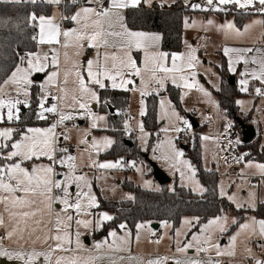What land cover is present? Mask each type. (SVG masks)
I'll return each instance as SVG.
<instances>
[{"label":"snow or ice","instance_id":"1","mask_svg":"<svg viewBox=\"0 0 264 264\" xmlns=\"http://www.w3.org/2000/svg\"><path fill=\"white\" fill-rule=\"evenodd\" d=\"M12 2H19V0H12ZM34 2V0H33ZM50 3L59 4L60 0H49ZM75 2V0H74ZM150 4L151 0H147ZM141 4V0H85V3L76 11L71 17H67L75 21L79 27L68 30H61V28L52 23V19L45 16H36L32 14L30 17L33 22V27H38V37L33 36L40 45H49V52H28L20 55L19 63L16 65L11 75L0 82V123L15 122L20 119V105L29 107L28 97L30 95L29 88L34 83L30 78L34 73H46L47 79L41 85L42 95L38 102L39 111L37 112L39 119H47L45 113H53L59 115V120L46 129L42 128H26L15 130L11 127L0 129V204L4 205L5 211L9 212L10 224L12 225L10 231H6V237L12 239L16 237L18 240L24 239L25 232L31 236L34 229H30L29 220H34L35 224L43 223L41 220L35 219L41 209L36 207L37 204L45 205V208L51 213L52 204H58L62 207L53 215L55 217L53 229L55 235L46 237L54 240L55 243L49 246V250L40 252L32 250L26 252L22 250L9 251L5 248L3 240L0 237V257H4L14 264H36L39 257L43 256L45 264H52V256L56 251H70L68 245L72 244L71 233L68 229L71 227V222H74L77 229L83 227L84 229L98 230L106 221H111L114 218L107 213H100L96 215L90 211L92 208L99 207L96 196L91 192V183L86 175L76 174L77 164L76 157L71 154L57 156L56 143L59 136L55 129L58 125L63 124L66 120L73 119L71 113H64L59 111V106L53 104L49 107L45 105L48 102L50 93L48 86H58L59 82V67H60V51L56 45H60L67 50L69 47L76 49V54L79 55V49L85 44L89 48L97 49V58L95 60H88L86 67L79 68L78 65H73L72 71L75 72L76 92L79 96H73V103L71 107L82 110L81 114L86 115L93 120L92 127H97L96 121L105 120L104 116H97L92 113L90 108V101L99 103V96L95 88L105 89L108 85L105 81L111 83L113 89H121L126 92L139 91L143 97L148 92V85L154 83L157 85L156 94L159 95V90L164 88L165 82L171 80L176 87H183L186 89L197 88L199 91L208 93L195 80L196 67L199 63L198 57L195 55L196 49L189 46L190 51L186 54L166 53L157 50V42L161 39L159 35L147 34L144 32L132 31L124 24L123 10L129 7L136 8ZM208 8L205 9L201 5H190L193 8H199L202 11L215 10L226 11L228 5L234 6L236 9H243L249 14L264 15V0H206ZM209 24L212 21L208 22ZM255 24H264V21H254ZM187 26V22H186ZM226 30V34L234 32L237 36L242 35L241 31L235 27L231 22L222 26ZM251 25L246 27L244 31H248ZM103 48L105 51L100 52ZM113 49V51H107ZM142 52V61L138 62L132 55V52ZM251 49L239 50L232 48H225L224 54L229 56V71H235V64L243 61L248 63L245 59V53ZM235 54L233 58L232 54ZM64 58L67 62L68 52H64ZM259 63L260 72H251L254 79L259 80L264 84V60L256 61ZM143 65L141 67L140 65ZM52 71H48L49 68ZM86 72V76L84 73ZM242 74V75H246ZM69 71L66 70L64 74V83H67ZM147 75V80L145 79ZM136 78H139L140 84H137ZM242 91H247L248 81L246 79L240 81ZM12 86L15 96L10 92H6L5 88ZM131 86V87H129ZM59 91L66 94V89L59 88ZM258 95L264 94L260 88H256ZM24 97L20 99L19 97ZM7 97V98H5ZM53 100H62L63 96H52ZM143 100H141L142 109L140 115L145 114L143 110ZM165 101H160L161 107L164 106ZM240 103V102H238ZM6 109V112L4 111ZM176 115L177 125L173 126L172 130L179 133L184 131L189 126L188 121ZM183 125V126H181ZM125 129L129 128L127 121L124 123ZM140 131L143 133V125L140 124ZM163 131L168 132L165 128ZM146 135V134H145ZM18 136L19 139H14ZM67 138V137H65ZM208 140L209 137H203ZM81 143H88L82 140ZM93 147H97V141L93 140ZM113 141L105 139L103 145L110 146ZM239 143V141H237ZM171 148V155L161 154V159L165 161L183 156V152L176 149L171 140L168 141ZM232 141H229L227 146H231ZM225 146V147H227ZM159 147V146H158ZM7 149V151H5ZM61 152L67 153V148H61ZM155 151V150H154ZM248 154L236 155L233 157L237 163L244 162V167L248 169H255L261 177H264V163H254L251 160H245ZM46 158L50 163L48 165H39L29 167L26 166V161L40 160ZM225 163H228V157L223 158ZM95 164V162H93ZM189 170L191 177L196 175V170L187 161L182 162ZM123 164L122 161L107 162L95 164L100 169H114L119 168ZM55 165L61 168H67V173H59L56 171ZM136 167V162L133 161L129 165ZM140 170V169H138ZM179 171V169H177ZM243 175V170L241 172ZM255 174V173H253ZM58 175H63V179H56ZM184 172H181V178H184ZM145 184H150L145 181ZM75 185V191H70ZM58 191L59 194H55ZM203 189H201V192ZM221 196L226 193L221 189ZM250 199H254V193H249ZM133 199L132 197H128ZM228 199L236 203L234 196H229ZM237 207H243L242 204H237ZM12 209H16L13 211ZM63 214V216L61 215ZM88 216H95V219H87ZM198 222V218H195ZM227 216H218L210 220L207 225L201 228V232L207 233L208 229L215 225L220 232L226 231ZM68 222V223H65ZM51 223V221H50ZM185 224L192 225L193 222L185 220ZM232 223H236L235 220ZM259 225V235L264 237V220H252L251 224H240V231L243 232L252 229V233L256 234L255 225ZM23 225V226H21ZM0 226H5L3 215L0 214ZM164 226L168 224L165 221ZM120 229L125 230L127 225H119ZM137 239H139V230L145 228L144 224L136 225ZM51 231V230H50ZM80 232L75 233L76 249L79 250L82 245L80 241ZM112 238L111 243L107 239L98 242L94 245L95 249L99 250L107 247L110 251H122L123 245L129 243L131 233L125 231L123 237H119L115 230L108 233ZM180 235L179 232L176 233ZM239 235V233H237ZM236 236L230 239L234 243ZM39 239V237H37ZM205 244L215 248L217 255L226 254L220 245L215 243L211 236L205 235L203 238L200 235H193L190 242L184 244L183 247H178L177 251L186 252L187 249L195 248L197 252L208 251L204 247ZM264 247V245H261ZM227 254H233L228 252ZM55 264H79L78 260L66 257H57ZM147 264H162L160 260H149ZM176 264H200V261L194 259H187L185 261H177ZM257 264H264V261H257Z\"/></svg>","mask_w":264,"mask_h":264},{"label":"rangeland","instance_id":"2","mask_svg":"<svg viewBox=\"0 0 264 264\" xmlns=\"http://www.w3.org/2000/svg\"><path fill=\"white\" fill-rule=\"evenodd\" d=\"M28 1V0H24ZM31 1V0H30ZM33 1V0H32ZM46 2L48 4H51L52 13H59L58 10V4L56 3H50L49 0H37ZM62 2V0H60ZM70 2H73L74 0H69ZM185 5L189 7L192 12L186 13L183 17V23L185 26V31L183 32V38H182V47L179 52L176 54H186L190 51L189 46L191 48L196 49L195 55L198 57L199 63L195 69L196 76L195 80L199 83L200 86L203 87V89L208 93V95H205L204 92L199 91L197 88L192 89H186L183 87H176L171 80H167L165 82L164 88L159 90V95L156 94L157 85L154 83H150L148 85V92H151V94H146L143 97L140 95L139 91L135 92H126L127 93V101L123 105L120 103H114L112 101H101L100 97L99 103H96L95 101H90V108L92 113H94L97 116H104L105 120L103 121H96L97 127H92L93 120L91 118H88L86 115H82L81 111L78 108L73 109L71 107L73 103V96H79V93L75 91L77 84H76V76L75 72L72 71L73 65H78L79 68L86 67V62L88 60H95L97 58V50H94L88 59L87 55L91 52L88 50V47L84 46L81 48V52L79 55L76 54V49L74 47H69L67 50L63 49V57L62 61H60V67H59V82L58 86L52 85L48 86V92L52 91L58 96H63L64 98L62 100H58V106L59 111L64 113H71L73 115V119L66 120L63 125L66 122L73 121L77 129H73L67 132L68 138L64 140L63 142L56 143L55 147L57 149L56 155L57 156H63L67 154H71L74 157H76V164H77V173L76 174H83L86 175L88 180L91 183V192L96 196L97 199V192L98 190L99 195L108 201H120V200H127L128 197H132V193L125 190L122 187V183L127 181L133 182L136 186H139L142 189L147 190H153L157 191L160 188V185L157 183V181L153 178V176L150 174V163H154L159 169H161L166 175H168L172 182L168 183L167 186L169 189H173L175 183H177L178 186H183L185 188L190 189V191L194 194L201 195L204 192V187L202 186L199 179L196 177H191L188 168L182 163L183 161H187L189 164L192 165L190 159L188 158L186 152L182 150L179 145L175 141L174 133L175 131L172 130L173 126L177 125V119L176 115H173V112L179 115V117L185 119L189 122L191 121V118L195 119L198 123L199 130L198 135H200V147H201V163L203 169H213L218 174V180H217V191L218 195L226 200L227 202L231 203L235 208L237 209H250L253 210L256 204L259 202H264V179L260 181L259 184V191L253 187L248 185V180H239V178H234L232 176H229L231 174L239 175V176H256L260 174L255 169H248L244 167V162L241 165H236L231 162L225 163V160L223 159V155L217 154V148H216V141L212 137L214 134H220L224 131H227L231 127L232 120L229 119L223 112V110L220 109L218 105V99L215 94V91L219 88V74L217 71V66L220 61V52L222 51V45L225 39L223 36L225 34L222 31V26L225 25L227 22L226 20L223 21V24L219 23V20H217L216 16H214L217 12H228L231 10L232 12L235 11H242L243 9H236L232 5H228L226 11H215V10H206L202 11L199 8H193L190 7V5H201L203 8L207 9L208 5L206 4V0H183ZM197 11V12H195ZM51 15V13H50ZM210 15L209 17H207ZM232 18V16H231ZM230 18V19H231ZM230 21L229 19H227ZM233 20V19H231ZM264 15L261 14H253V18L250 22H246V27L251 25L252 28L256 29H262L263 24H255L254 21H263ZM212 21L211 24L208 22ZM226 21V22H225ZM234 21V20H233ZM187 22V26H186ZM231 22V21H230ZM233 23V22H231ZM70 25L65 26L62 30H68L73 29L69 28ZM250 27V28H251ZM249 29V28H248ZM240 37L244 36L243 32L242 35H239ZM231 40H235L234 36H231ZM68 52V60L65 61L64 58V52ZM41 52H49V47L41 46V48L38 49L35 53H41ZM141 54L134 55L132 52V55L135 59L138 58V62L142 61L141 58H143V53L139 52ZM49 55L51 56V53L49 52ZM141 57V58H140ZM140 59V61H139ZM143 67V65H140ZM53 69L50 67L48 71H52ZM69 71L68 80L65 84L64 81V74L65 71ZM14 71V70H13ZM12 73V72H11ZM11 75V74H10ZM9 75V76H10ZM86 76V72L84 73ZM34 83L30 86L29 92L31 94V91L33 88H35L38 91V102L40 99V96L42 95V89L41 85L45 83L47 79L46 73H34L30 77ZM145 79L147 80V75H145ZM109 82V81H108ZM137 84H140L139 78H136ZM227 82V78H226ZM105 83L108 85L110 89H113L111 87V83L109 84L105 81ZM168 85H171L178 89L179 91V104L181 107V110L183 113H180L179 110L173 105L168 93H167V87ZM93 88L96 89L98 96L101 89L98 88V86L93 85ZM131 87V86H129ZM59 88L66 89V94L59 91ZM118 91H123L121 89H115ZM6 92H10L11 95L15 96V92L12 90V86H8L5 88ZM154 95L156 96V114H157V120L159 123H161V126L159 127V140L161 142L160 145V151L158 152L157 156H152V136L145 131L143 133L140 131V124L143 125V116L140 115L142 105L141 100H143V110L146 112V98ZM255 95V94H254ZM7 98V97H5ZM20 99H24V97H19ZM256 97H253L252 95H244L242 96L238 102L239 109L241 112H247L253 107V100ZM164 100V106L161 107L160 101ZM28 103L29 107H25L23 105H20V119L22 118V114H33L34 121H37L39 123H43L45 125L43 126H28L26 128H42L46 129L50 127L52 124L44 122L43 119L36 120L35 116L37 115V112L39 111L38 105L33 106L30 104V95L28 97ZM53 105L51 102H47L45 105L46 107H49ZM6 112V109L4 110ZM208 112L211 113V116L208 115ZM49 114V113H45ZM53 114V113H52ZM126 114L131 115V119H128L126 117ZM191 117V118H190ZM19 119V120H20ZM7 122V123H0V129H3L5 127H11L13 129H16L17 123L19 122ZM125 121L128 122L129 128L125 129L124 123ZM259 124H256L259 128V132L261 134L260 143L264 146V118L262 115L258 116ZM85 124H80V123ZM183 126V125H181ZM25 128V129H26ZM168 128L169 131L165 132L163 129ZM223 130V131H222ZM114 131H120L123 135L124 140H133L135 138L136 140V146L139 148V150L147 156L146 160H141L138 158L131 159L130 163L121 165L119 168L114 169H100L95 166V164L99 163H107V162H118L124 160L126 157L125 155L122 157H118L117 159L112 158H105L102 156V154L111 147L107 146L105 147L103 145V141L105 139H109L114 142V135L111 132ZM130 131V132H128ZM146 134V135H145ZM203 137H209L208 140H204ZM15 139H19L17 136ZM87 140L88 143H81L82 140ZM97 141V147L92 146V141ZM171 140L172 144L175 145L176 149L183 152L182 157L175 158L173 157L170 160L165 161L164 159H161V154L171 155V148L169 147L168 141ZM65 143V144H63ZM259 144V147H261ZM61 148H67L68 152L63 153L60 151ZM7 151V149H5ZM242 151H245L244 153H247L248 155L245 157V160H251L254 163H260L259 161L255 160L252 156H250V149L242 146ZM250 156V157H249ZM129 157V156H128ZM136 162V167H133L132 172L130 170V164L131 162ZM95 162V164L93 163ZM50 162L46 158H41L40 160L33 161H26V166L32 167L35 166V164L39 165H48ZM193 166V165H192ZM56 171L59 173H67V168H61L59 165H55ZM194 168V166H193ZM140 169V170H138ZM179 169V171H177ZM195 169V168H194ZM243 170V175L241 174ZM181 172H184V178H181ZM255 173V174H253ZM238 177V176H235ZM56 179H63V175H58L55 177ZM145 181H149L150 184L146 185ZM242 181V182H241ZM201 189L203 191L201 192ZM221 189L226 193V195L221 196ZM70 191H75V185H73L72 189ZM58 192V191H57ZM57 192L55 194H57ZM254 193V199H250L249 193ZM229 196H234L236 203H233L228 199ZM98 203V199H97ZM237 204H242L243 207H237ZM36 207L42 210V212H38L37 217L35 219L41 220L43 223L41 224H35L34 220H29V226L30 229H34L32 231L31 236L28 235L27 232L24 234V239L18 240L16 237H13L12 239H8L6 237V231H10L12 225L10 224V218H9V212L5 211L4 205L0 204V214L3 215L5 226H0V234L4 235V246L9 251L14 250H22L26 252H31L32 250L45 252L48 245V241L51 239H48L47 242H45L46 237L55 235V231L53 229L54 224V213L59 210L62 206L53 203L52 204V212L50 213L43 204H37ZM13 211H16V209H12ZM90 211L96 215H99L100 213H107L108 215L112 216V214L108 211H98L97 207L90 209ZM249 214V212L247 213ZM63 216V214H61ZM226 215L227 225H226V231L220 232L219 229L213 225L211 226L207 233L201 232V228H203L204 225H207L210 220H208L206 223L202 224L198 229L193 230V224L195 223V218L191 216L183 217L180 221L179 226L176 228V230L171 233L170 232V225L168 224L167 227L162 225V231H163V239L161 241V245L168 249L169 253H186V252H179L177 251L178 247H183L184 244L191 241L193 235H200L202 238L205 235L211 236V239L220 245V248L224 251L226 248V244L222 243V240L228 237L229 234H226L228 228L230 227V224H232L233 220H236L234 215L231 213H224L221 216ZM87 219H95V216H88ZM185 220H190L193 222L192 225L185 224ZM51 221V223H50ZM65 223H68L65 221ZM23 226V225H21ZM83 227H80L77 229L74 222H71V227L68 229V231L71 233V239L72 244L76 246L75 242V233L76 231L80 232V241L81 245H83L84 237H83ZM51 230V231H50ZM86 230V229H85ZM154 231L151 230V233ZM179 232L180 235L177 236L176 233ZM91 234V232H90ZM142 234H145L142 232ZM146 235V234H145ZM39 237V239H37ZM146 238L150 241V235H146ZM53 244L55 243L54 240ZM15 246V247H11ZM41 247L43 249H41ZM205 248L208 249V251L203 252H211L210 254L217 255V251L215 248L211 247L208 244L204 245ZM194 250L195 253H197V250L195 248H191ZM212 251H209V250ZM57 257H66V258H72L76 260L78 259V254H55L53 253L52 256V264H55ZM1 258L4 257H0ZM6 259V258H4ZM170 259L174 260L171 261ZM175 260H179L176 258H168V262L166 264H176ZM216 260V259H211ZM218 264H235L233 261H224V260H216L215 263ZM36 264H45L43 256L39 257L36 261ZM164 264V262H163Z\"/></svg>","mask_w":264,"mask_h":264},{"label":"trees","instance_id":"3","mask_svg":"<svg viewBox=\"0 0 264 264\" xmlns=\"http://www.w3.org/2000/svg\"><path fill=\"white\" fill-rule=\"evenodd\" d=\"M74 7L73 5H65L64 14L66 18L70 16ZM190 12L192 10L181 0H177L171 6L154 5L146 8L141 4L136 8L130 7L125 10V23L129 29L159 33L161 35L162 51L172 54L181 50L183 17ZM50 13L51 5L42 1L0 2V82L7 79L15 69L19 63L20 55L35 52L37 49V41L32 39L33 36L37 35V28L33 27L35 22L30 18L32 14L49 16ZM217 14L233 15L238 27L243 24L247 17L253 15L245 11L232 12L231 10L225 14L223 12H217ZM217 71L221 79V86L215 91L218 105L224 114L232 120V126L240 130L235 122V118H239L236 99L240 96V92L235 84L230 86L226 82L229 74L224 58H221ZM167 93L173 105L180 113H183L179 104L178 89L168 85ZM99 97L101 101L109 100L121 105H124L127 101L126 92L112 90L107 87L100 90ZM155 98L154 95L146 98L143 127L149 131H155L161 125L157 120ZM30 104L35 107L38 105V91L35 88L32 89L30 94ZM250 114L242 118L244 123L247 124ZM43 125L45 124L34 121L33 114H22L15 130L25 129L28 126ZM194 130L197 134L194 137L193 144L185 152L196 170V177L205 188L204 193L197 195L192 193L190 189L177 184L174 185L173 189L163 185L157 191L145 190L131 181H125L122 186L132 193L133 199L108 202L97 193L98 210L110 211L113 213L114 218L103 223L101 229L96 233L97 236L105 235L109 229L117 228L121 224L127 225L131 231H134L137 224L145 221H166L170 225V232L173 233L179 226L181 219L186 216L198 218V222L195 220L192 227L193 230H196L209 219L221 216L224 213H231L236 219V223L230 225L226 234H230L235 229L249 211L235 208L218 195L216 171L202 168L199 127ZM112 134L114 135V142L102 154L103 157L117 159L125 155L127 159H147V156L136 146L135 140H124L120 131H114ZM16 137L14 136V139ZM259 142L260 136H257L249 144H243V147L250 149V156L255 160L264 163V147H259ZM150 174L152 175V170H150ZM255 213L260 218H264V204H258Z\"/></svg>","mask_w":264,"mask_h":264},{"label":"crops","instance_id":"4","mask_svg":"<svg viewBox=\"0 0 264 264\" xmlns=\"http://www.w3.org/2000/svg\"><path fill=\"white\" fill-rule=\"evenodd\" d=\"M19 1H22V0H19ZM28 1L33 2L32 0L31 1L28 0ZM35 1H37V0H34V2ZM176 1L177 0H151V3L149 4L147 2V0H141V4L146 8H150L154 5L171 6ZM181 1L184 3L183 0H181ZM0 2H12V0H0ZM84 3H85V0H84ZM65 5L75 6L73 8L70 16H68V17H71L81 7V6L76 5V0H75V2L74 1L70 2L69 0H62V2L60 1V3L58 4L59 13H52L51 12V15L45 16V17L51 18L52 23L59 26L61 28V30L65 26H68V25L71 26L69 28H73V29L78 28L79 25L75 21H72L71 19L66 18L65 14H64ZM125 10L126 9L123 10V17H124V24L126 25V23H125ZM51 11H52V9H51ZM209 16L210 15H208L207 17H209ZM214 16H216L217 20H219V23H221V24H223L224 20H226L227 22H230V21L233 22L235 27L237 29H239L241 31V33L243 32V34H244L243 37L237 36L234 32H229V33L225 34V29L222 28V31L225 34V36H223L225 41L223 42V45L221 46L222 51L220 52L219 64L221 62V58H224L226 60L229 77L233 76L235 78V85L237 86V88L240 92V96L237 97V99H236V104H237L238 111H239V113H238L239 118L242 120V118L247 117L251 113L250 114L251 116H250L247 124L252 125L255 129L256 134H255L254 139L257 136H260V139H261V134H260L259 128L257 127L256 124L260 123L258 121L259 115H262L264 118V94L258 95L256 93V88H260L262 90V92H264V84H262L259 80L254 79L251 76V72L255 71L257 74H259V72H260L259 63H253L252 62L253 60H256V61L264 60V24L261 27L262 29H256L255 30L254 28L251 27L248 29V31L245 32L244 29L246 28V22H250L253 18V15L247 17L240 27H238L236 25L233 15H221V14L216 13ZM231 16H232V18H231ZM230 18L233 19L234 21L231 20ZM227 19H229L230 21H228ZM36 28H37V35L36 36L38 37L39 29H38V27H36ZM130 30L137 31V32H144L147 34H155V35H159L161 37V35L157 32H146V31L135 30V29H130ZM184 31H185V26L183 23V32ZM231 36H234V39H235L234 41L231 40L232 39ZM182 38H183V34H182ZM41 46L44 47V45H40L37 43V49L35 52H37L38 49L41 48ZM46 46L50 47L49 45L45 44V47ZM85 46H86V44H85ZM56 47L60 51V61H62L63 48L60 47V45H56ZM156 48H157V50L162 51L161 39L157 42ZM225 48H232V49H239V50L251 49V51H248L245 53V59L248 60V63H244L243 61H241L240 63L235 64V66H234L235 71L234 72L229 71V56H226L224 54ZM88 50L91 51L87 55V57L89 59L92 52L94 50H97V49L88 47ZM104 51H105V49H103V48L100 49L101 53H103ZM107 51H113V49H108ZM80 52H81V48L79 49V53ZM162 52H164V51H162ZM133 54L139 55L141 53L133 51ZM232 55L234 58L235 54L233 53ZM137 60H138V58H137ZM139 61H140V59H139ZM245 73H247V74L242 75ZM244 79H246L248 81L247 91L241 90L242 85H241L240 81L244 80ZM106 82L109 84L108 81H106ZM220 86H221V79L219 76V88H220ZM107 88H109V87H107ZM112 90H115V89H112ZM244 95H252L253 97H256L253 100V107L245 113L240 111L239 105H238V100ZM209 116H211V113ZM131 118L132 117L130 116L128 119H131ZM192 123L196 124L197 127H199L198 123L193 118H191V121L189 122V125L191 127H192ZM80 124H85V122L84 123L82 122ZM157 130H159V128ZM145 131L147 132L149 130H145ZM133 140H135V138ZM128 144L131 145L130 143H128ZM135 144H136V142H135ZM259 144L261 145L260 142H259ZM179 147H181V146H179ZM261 147H264V146L261 145ZM123 161H125L126 163L128 162V164L130 163V160H128L126 157L124 158ZM205 170H213V169H205ZM216 174H217V172H216ZM229 176L236 178L235 176H239V175L231 174ZM249 176H252V175H249ZM257 176L261 177L259 175L252 176V177H257ZM217 178H218V174H217ZM171 182H172V179L170 178L169 183H171ZM175 184H177V183H175ZM259 184H260V182L258 183V185H252V184L248 183L249 186L255 187L258 191H259ZM145 190H147V189H145ZM204 191H205V188H204ZM96 192L98 193V190H96ZM105 201H108V200H105ZM120 201H122V200H120ZM108 202H116V201H108ZM117 202H119V201H117ZM258 204H264V202L258 201V203L256 204V206L254 207L253 210L242 208L243 210H248L249 214H247L245 216V218L235 227V229L228 235L227 238L222 240V243L226 244L225 245L226 249L224 250V252L226 254H223V255H215V254H210L211 252H203V251L195 253L193 249H188V251L186 253H169L168 249L164 248L161 245V241L163 239V234H164L161 226L164 225V222H152V221H149V222L145 221V222L139 223V224L142 223L145 225V228L139 230V239H137V228L136 227H135L134 231H131L128 227L125 230H122L118 226L117 228L109 229L107 231V233L105 235H102V236L96 235V233L101 229V227L98 230H93L91 228H89L87 230L83 229V237L86 236V238L84 237L83 245L79 250L76 249V246H74V244H71V245H68V247L71 249L70 251H56L55 254H78L77 258L80 259L78 261L79 264H147V262L149 260H160L162 262V264H163V262H164V264H166L168 262V258L179 259V260H175V262H177V261L182 262V261H185L187 259H194V260L200 261V264H218V262L215 263L216 260H218V259L224 260V261H226V260L227 261H233V262H235V264H245V262L242 260L245 257L250 259V261L246 264H257V261H264V247H261V245H264V237H261L258 234L259 233V225H258V223L255 225L256 234L252 233L251 228L241 232L239 225L244 224V223L251 224L253 219H255L257 222L260 220H264V218H260L255 213V210H256ZM98 211H106V210H98ZM108 212H110V211H108ZM110 213L112 214V217H113V213L112 212H110ZM155 223L158 225L157 229H160L162 231L161 236L156 240H154L152 238L154 232L157 230L154 227ZM113 230H115L117 232V235L119 237H123L125 235V231L131 233L129 243L127 245L122 246L124 250H122V251H110L107 247L99 249V250L95 249L94 245L98 242L104 241L105 239H107L109 241V243H111L112 238L108 235V233L113 231ZM151 230H153L154 232L151 233ZM90 232H91V234H90ZM142 232L145 233L146 235H147V233H148V235H150V241L148 240V238H146L145 234H142ZM237 233H239V235H237ZM232 236L237 237L236 241L234 243V246H233V242L230 239ZM0 237H4V235L0 234ZM48 245L49 246L53 245V241L49 240ZM11 247H15V246H11ZM41 249H43V248L41 247ZM46 250H49V247H47ZM209 251H212V250L210 249ZM228 252H232L233 254H227ZM211 259H216V260H211ZM170 260L174 262V260H172V259H170ZM0 264H14V262L9 261V260L4 259V258H1ZM17 264H18V262H17Z\"/></svg>","mask_w":264,"mask_h":264},{"label":"built area","instance_id":"5","mask_svg":"<svg viewBox=\"0 0 264 264\" xmlns=\"http://www.w3.org/2000/svg\"><path fill=\"white\" fill-rule=\"evenodd\" d=\"M84 4V0H76V5L77 6H82ZM50 95L48 97L49 102L53 103V104H58V100H53L51 97L52 96H58V94L49 91ZM210 115V112L208 113ZM47 119H43L44 122L47 123H51L54 124L59 120V115L58 114H46ZM130 114H127L126 117H130ZM36 120H39L38 115L35 116ZM41 120V119H40ZM78 127L76 126V124L71 121V122H66L64 125L60 124L57 126V128L55 129L56 133L59 136V142H63L64 140H66L68 138V134L67 132L73 129H77ZM130 132V131H128ZM150 135L153 136L152 139V156L156 157L158 152L160 151V145L161 142L159 140V135L160 132L158 130L155 131H147ZM197 133L195 132V130L189 125L188 127L185 128L184 131H181L179 133L175 132L174 136H175V141L179 146H183L186 148H190L193 144L194 141V137ZM215 140H216V148H217V154L218 155H223V157H228V162H231L233 164L236 165H241L243 162L237 163L234 161L233 157L236 155H243L245 154V151H242V137H241V132L240 130H238L237 128H234L232 125L231 127L227 130L224 131L220 134H214L212 135ZM67 137V138H65ZM232 141L231 146H227L229 144V141ZM237 141H239V143H237ZM65 144V143H63ZM159 146V147H158ZM227 146V147H225ZM155 150V151H154ZM127 164L125 161H123V165ZM133 167H130V170L132 171ZM236 178H239L240 180H248L249 184L252 185H258V183L264 178V177H252V176H238ZM57 194H59L57 192ZM162 234V231L160 229H157L152 238L154 240L158 239ZM245 264L248 263L250 261L249 258L245 257L242 259Z\"/></svg>","mask_w":264,"mask_h":264},{"label":"water","instance_id":"6","mask_svg":"<svg viewBox=\"0 0 264 264\" xmlns=\"http://www.w3.org/2000/svg\"><path fill=\"white\" fill-rule=\"evenodd\" d=\"M227 84L233 86L235 84V78L233 76L227 78ZM235 122L237 123L238 127L240 128L242 143L249 144L255 137V129L252 125H248L244 123L243 120L240 118H235ZM193 129L197 127L196 124L192 123ZM182 150L186 151V147H180ZM152 170V175L154 179L160 186L167 185L170 182V178L161 170L159 169L154 163L149 164ZM154 227L157 229L158 225L155 223Z\"/></svg>","mask_w":264,"mask_h":264}]
</instances>
